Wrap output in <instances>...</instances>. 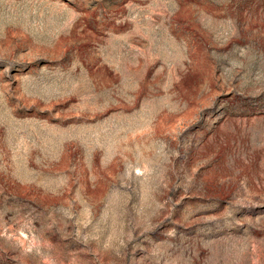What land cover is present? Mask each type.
Listing matches in <instances>:
<instances>
[{"label": "rangeland", "instance_id": "rangeland-1", "mask_svg": "<svg viewBox=\"0 0 264 264\" xmlns=\"http://www.w3.org/2000/svg\"><path fill=\"white\" fill-rule=\"evenodd\" d=\"M0 264H264V0H0Z\"/></svg>", "mask_w": 264, "mask_h": 264}]
</instances>
